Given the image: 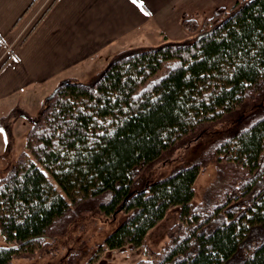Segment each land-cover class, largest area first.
<instances>
[{"label":"trees","instance_id":"trees-1","mask_svg":"<svg viewBox=\"0 0 264 264\" xmlns=\"http://www.w3.org/2000/svg\"><path fill=\"white\" fill-rule=\"evenodd\" d=\"M183 26L188 42L122 51L92 83L66 79L44 100L26 150L0 179V264L43 252L92 215H127L101 248H142L174 208L163 249L135 264H264V0ZM213 130L204 159L147 181L164 157ZM209 163L216 180L194 204Z\"/></svg>","mask_w":264,"mask_h":264},{"label":"crops","instance_id":"crops-1","mask_svg":"<svg viewBox=\"0 0 264 264\" xmlns=\"http://www.w3.org/2000/svg\"><path fill=\"white\" fill-rule=\"evenodd\" d=\"M238 1L0 0V105L27 112L42 90L41 107L62 81L102 72L122 51L188 40L185 19L201 24Z\"/></svg>","mask_w":264,"mask_h":264},{"label":"rangeland","instance_id":"rangeland-1","mask_svg":"<svg viewBox=\"0 0 264 264\" xmlns=\"http://www.w3.org/2000/svg\"><path fill=\"white\" fill-rule=\"evenodd\" d=\"M188 40L183 42H188ZM97 73L100 72H85L77 79L90 84L96 79ZM55 89L56 87L52 92ZM52 92H48L46 97ZM41 94L42 90H37V94L32 96L27 103L30 105L27 112L21 110L22 107L19 106L11 113L12 109H9L7 105H0V129H2L0 131V179L11 173L15 160L20 153L26 150L27 132L42 109V106H34L39 102ZM216 130H220V127ZM216 130L207 132L176 148L150 169L146 174L147 181L159 180L177 169L188 167L204 159L216 139ZM217 173L218 169L214 163H209L202 168L194 185V204L207 197L208 189L216 180ZM178 215L179 208L170 210L165 218L149 231L145 247L138 249L125 247L120 250H110L106 247L101 248V246L105 239L127 218V215L123 212L118 213L115 218L92 215L81 219L65 235L49 238V244L43 252L31 258L16 257L10 264H71L73 259L76 260L75 264H135L147 258V249L155 252L163 249L168 241L167 231L176 222ZM5 245H7L6 240L0 233V246Z\"/></svg>","mask_w":264,"mask_h":264},{"label":"water","instance_id":"water-1","mask_svg":"<svg viewBox=\"0 0 264 264\" xmlns=\"http://www.w3.org/2000/svg\"><path fill=\"white\" fill-rule=\"evenodd\" d=\"M60 85L56 87V89L46 98V100H50L56 95L57 91L60 89Z\"/></svg>","mask_w":264,"mask_h":264},{"label":"snow or ice","instance_id":"snow-or-ice-1","mask_svg":"<svg viewBox=\"0 0 264 264\" xmlns=\"http://www.w3.org/2000/svg\"><path fill=\"white\" fill-rule=\"evenodd\" d=\"M132 2H133L134 4H137V3H140L141 0H132ZM141 10L143 11V8H142V7H141ZM0 131H2V129H0Z\"/></svg>","mask_w":264,"mask_h":264}]
</instances>
